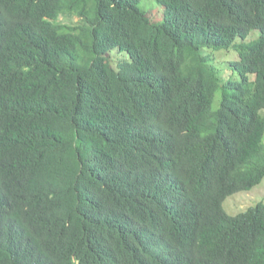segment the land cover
Instances as JSON below:
<instances>
[{
  "label": "trees",
  "instance_id": "obj_1",
  "mask_svg": "<svg viewBox=\"0 0 264 264\" xmlns=\"http://www.w3.org/2000/svg\"><path fill=\"white\" fill-rule=\"evenodd\" d=\"M155 2L0 0V264H264V0Z\"/></svg>",
  "mask_w": 264,
  "mask_h": 264
},
{
  "label": "rangeland",
  "instance_id": "obj_2",
  "mask_svg": "<svg viewBox=\"0 0 264 264\" xmlns=\"http://www.w3.org/2000/svg\"><path fill=\"white\" fill-rule=\"evenodd\" d=\"M141 8L148 11L152 15L154 22H161L165 19L163 8L158 6L155 0H141ZM79 18L76 15H62L58 18V22L62 24L75 25L79 23ZM258 31L254 30L245 39V43L255 40L258 37ZM239 39L236 40L238 42ZM111 57L116 66L117 61L122 57L127 58L126 55L119 54L118 51L111 52ZM217 58V65L219 67H226L229 59L237 57L234 51H224L215 53ZM264 202V178L250 191L238 192L226 198L223 203V208L227 214L235 216L248 208L255 206L257 203Z\"/></svg>",
  "mask_w": 264,
  "mask_h": 264
}]
</instances>
